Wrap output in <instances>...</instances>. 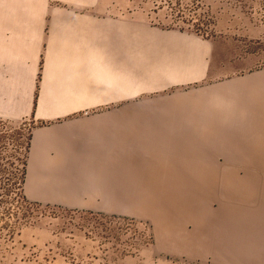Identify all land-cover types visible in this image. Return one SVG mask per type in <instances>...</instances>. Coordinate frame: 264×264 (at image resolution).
Listing matches in <instances>:
<instances>
[{
	"label": "crops",
	"instance_id": "crops-1",
	"mask_svg": "<svg viewBox=\"0 0 264 264\" xmlns=\"http://www.w3.org/2000/svg\"><path fill=\"white\" fill-rule=\"evenodd\" d=\"M134 39L157 48L164 86L210 74L190 32L94 8L0 6V119L34 122L28 201L103 214L158 205L164 243L185 255L192 173L264 175V74L118 103L132 95Z\"/></svg>",
	"mask_w": 264,
	"mask_h": 264
},
{
	"label": "rangeland",
	"instance_id": "rangeland-1",
	"mask_svg": "<svg viewBox=\"0 0 264 264\" xmlns=\"http://www.w3.org/2000/svg\"><path fill=\"white\" fill-rule=\"evenodd\" d=\"M0 6L94 8L104 19L132 16L205 41L210 74L164 86L152 77L167 65L157 48L134 39L132 95H118V103L157 102L177 90L264 74V0H0ZM33 125L31 119L0 120V144L10 155L0 170L13 171L16 144ZM15 210L22 217L11 238H0V264H264V175L192 173V243L186 240L192 253L185 255L170 253L164 243L158 205L98 215L34 203Z\"/></svg>",
	"mask_w": 264,
	"mask_h": 264
},
{
	"label": "trees",
	"instance_id": "trees-1",
	"mask_svg": "<svg viewBox=\"0 0 264 264\" xmlns=\"http://www.w3.org/2000/svg\"><path fill=\"white\" fill-rule=\"evenodd\" d=\"M1 136L0 133V138ZM30 140L31 129L27 134H23L16 144L14 159L13 162H10L14 164L13 171L0 170V238H11L16 232L22 217L15 210L17 206L26 203L38 204L31 201L28 202L24 195L27 153L30 147ZM4 152H6V146L5 144H0V160L10 156L7 153L3 154ZM86 213L98 215V213L95 214L91 211H86Z\"/></svg>",
	"mask_w": 264,
	"mask_h": 264
},
{
	"label": "bare ground",
	"instance_id": "bare-ground-1",
	"mask_svg": "<svg viewBox=\"0 0 264 264\" xmlns=\"http://www.w3.org/2000/svg\"><path fill=\"white\" fill-rule=\"evenodd\" d=\"M207 198V197H206ZM198 199V198H197ZM196 202V201H195Z\"/></svg>",
	"mask_w": 264,
	"mask_h": 264
}]
</instances>
